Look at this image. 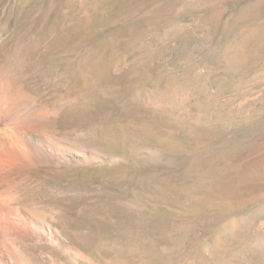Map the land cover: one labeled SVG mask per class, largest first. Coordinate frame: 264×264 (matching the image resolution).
<instances>
[{
  "label": "rangeland",
  "instance_id": "374dc122",
  "mask_svg": "<svg viewBox=\"0 0 264 264\" xmlns=\"http://www.w3.org/2000/svg\"><path fill=\"white\" fill-rule=\"evenodd\" d=\"M0 83L78 156L19 264H264V0H0Z\"/></svg>",
  "mask_w": 264,
  "mask_h": 264
},
{
  "label": "bare ground",
  "instance_id": "6f19581e",
  "mask_svg": "<svg viewBox=\"0 0 264 264\" xmlns=\"http://www.w3.org/2000/svg\"><path fill=\"white\" fill-rule=\"evenodd\" d=\"M21 98L0 83V264H19L16 241H50L56 235L19 201V179L40 165L73 164L78 157L48 135L39 119L21 111Z\"/></svg>",
  "mask_w": 264,
  "mask_h": 264
}]
</instances>
